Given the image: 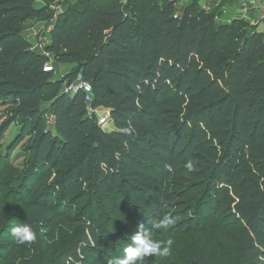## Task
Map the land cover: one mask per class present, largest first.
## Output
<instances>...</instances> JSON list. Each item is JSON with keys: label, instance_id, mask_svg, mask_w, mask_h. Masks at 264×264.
Here are the masks:
<instances>
[{"label": "trees", "instance_id": "trees-1", "mask_svg": "<svg viewBox=\"0 0 264 264\" xmlns=\"http://www.w3.org/2000/svg\"><path fill=\"white\" fill-rule=\"evenodd\" d=\"M53 1L0 0V137L12 124L17 142L27 137L0 264H108L165 215L173 222L152 232L172 252L142 264H264V34L235 16H192L198 0L183 17L179 0H73L61 12ZM31 19H54L42 49L24 36ZM51 58L92 84L91 107L110 111L111 130L83 91L61 92ZM8 159L0 178L14 171ZM94 190L97 227L87 226ZM16 223H32L36 240L18 244Z\"/></svg>", "mask_w": 264, "mask_h": 264}, {"label": "rangeland", "instance_id": "rangeland-1", "mask_svg": "<svg viewBox=\"0 0 264 264\" xmlns=\"http://www.w3.org/2000/svg\"><path fill=\"white\" fill-rule=\"evenodd\" d=\"M53 1V0H52ZM126 1V0H124ZM197 0H180L177 4L176 8V15L183 17L185 14V8L192 3L196 2ZM41 2H38L40 4ZM52 7L57 12H61L64 10L65 6L69 3H73V0H54L52 2ZM236 6L235 3L230 2L229 0H198L196 9L191 13L192 16H197L199 12H205L206 14L215 13V23L220 22H227L231 21L235 16L236 12L234 9H230V5ZM54 24L53 20L48 19H31L27 23V30L24 33V36L30 38L33 44L42 49L43 46L48 44L51 41V36L48 31V27ZM49 68H54L55 70V79L58 81H62L61 92L65 91L67 85L77 78V76H73L76 73V67L73 64H65L59 63L54 61L52 58L48 63ZM6 106L0 105V134L2 130V126L6 122ZM44 110V115L46 118V123L48 128L53 132V134L58 133V124L57 120L50 111H48L49 103L44 102L42 106ZM106 130H111L113 125L109 123L108 125L104 126ZM17 126L12 124L9 129L1 135L0 137V157L4 160L8 159L9 162L14 167V171L11 174H6L3 178H0V200L3 202V205L0 209V229L2 227H6V225L13 223L14 216L18 213L19 209V200H21V192H20V177L22 174V170L24 169V161L25 156L21 151V146L25 142L18 141L17 136ZM8 157V158H7ZM52 179L48 180L44 184L40 185L39 189H37L33 195L39 192L42 194V191L45 188V184H50ZM40 190V191H39ZM60 192V191H59ZM95 194L94 198V207L95 210L92 211L91 216L87 217V226L89 222L92 224L95 223L96 227L100 223L99 218V208L102 207V199L99 197L96 191H93ZM57 194H59L57 192ZM57 195L54 196L56 198ZM89 199L88 197L85 198V202ZM128 211H130L131 207H127ZM73 228L76 230V234L82 235L83 228L81 224H73ZM58 235L61 240L65 239V230L60 222L57 225ZM131 241V239H129ZM0 242H5L4 240L0 239ZM124 251L120 257L123 256Z\"/></svg>", "mask_w": 264, "mask_h": 264}, {"label": "clouds", "instance_id": "clouds-1", "mask_svg": "<svg viewBox=\"0 0 264 264\" xmlns=\"http://www.w3.org/2000/svg\"><path fill=\"white\" fill-rule=\"evenodd\" d=\"M128 132H132L129 128ZM189 169L194 167V162L189 160L186 165ZM168 171H172L170 165L166 166ZM170 216L165 215L157 224L152 223V228L145 227L143 223L138 226V230L131 236V243L124 248L122 257L109 260L108 264H142L145 257L154 254L159 257H167L172 252L173 241L157 240L153 237V229L167 228L172 223ZM11 236L18 244L31 243L36 240L37 235L32 223H16L10 229Z\"/></svg>", "mask_w": 264, "mask_h": 264}, {"label": "built area", "instance_id": "built-area-1", "mask_svg": "<svg viewBox=\"0 0 264 264\" xmlns=\"http://www.w3.org/2000/svg\"><path fill=\"white\" fill-rule=\"evenodd\" d=\"M180 1V0H179ZM235 3L236 6L230 5V9H234L236 18L245 20L251 27L259 30L264 34V5L260 3V0H229ZM83 91L85 93L86 102L89 104V111L95 112L98 117V122L102 126H106L111 123V116L109 110L93 109L91 103L92 96V84L82 78H78L70 82L67 85L66 92L74 93L77 91Z\"/></svg>", "mask_w": 264, "mask_h": 264}, {"label": "crops", "instance_id": "crops-1", "mask_svg": "<svg viewBox=\"0 0 264 264\" xmlns=\"http://www.w3.org/2000/svg\"><path fill=\"white\" fill-rule=\"evenodd\" d=\"M260 3L261 4H263L264 5V0H260ZM52 26H53V24L51 25V26H49L48 27V31H49V33L51 32V30H52ZM264 26V25H263ZM259 31H261V28H259ZM25 33V32H24ZM27 38V37H26ZM30 42H32V40L30 39V38H27ZM33 43V42H32Z\"/></svg>", "mask_w": 264, "mask_h": 264}]
</instances>
